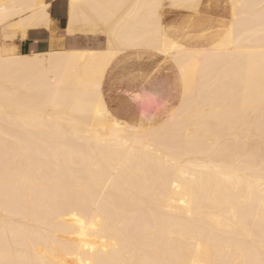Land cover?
Returning a JSON list of instances; mask_svg holds the SVG:
<instances>
[{
  "label": "bare ground",
  "instance_id": "1",
  "mask_svg": "<svg viewBox=\"0 0 264 264\" xmlns=\"http://www.w3.org/2000/svg\"><path fill=\"white\" fill-rule=\"evenodd\" d=\"M226 1L191 36L162 9L200 0H67L66 32L101 43L11 53L49 2L0 0V264H264V0ZM160 54L175 103L123 119L105 78Z\"/></svg>",
  "mask_w": 264,
  "mask_h": 264
},
{
  "label": "rangeland",
  "instance_id": "2",
  "mask_svg": "<svg viewBox=\"0 0 264 264\" xmlns=\"http://www.w3.org/2000/svg\"><path fill=\"white\" fill-rule=\"evenodd\" d=\"M225 1L200 0L196 13L165 4L162 18L165 25L176 33L194 36L192 34L204 31L225 17L228 9V2ZM102 41L101 36L92 39L85 37L84 46L98 45ZM131 60L133 62L135 58ZM147 67L151 77L146 80L131 83L121 69L110 72L104 80L106 101L111 109H118L125 120L140 116L160 121L166 116V109L177 99L179 90L171 61L160 54L149 58Z\"/></svg>",
  "mask_w": 264,
  "mask_h": 264
},
{
  "label": "crops",
  "instance_id": "3",
  "mask_svg": "<svg viewBox=\"0 0 264 264\" xmlns=\"http://www.w3.org/2000/svg\"><path fill=\"white\" fill-rule=\"evenodd\" d=\"M46 1L49 2V27L44 25L28 27L23 37H20V32H18L17 28L6 29L7 34L16 35L11 40L6 41L5 44L3 43V47L9 48L8 50L11 49V53H31L61 50L78 45V43L84 46V36L79 33L70 34L65 30L68 9L67 0Z\"/></svg>",
  "mask_w": 264,
  "mask_h": 264
},
{
  "label": "snow or ice",
  "instance_id": "4",
  "mask_svg": "<svg viewBox=\"0 0 264 264\" xmlns=\"http://www.w3.org/2000/svg\"><path fill=\"white\" fill-rule=\"evenodd\" d=\"M158 6L159 5H155L154 7H158ZM261 7L264 8V5H262ZM72 219L77 220V222L80 224L81 229H84L80 233L81 237H86L88 235V233L86 231L87 222L84 220H80L79 217H77V216H73ZM84 247H87V245L85 244Z\"/></svg>",
  "mask_w": 264,
  "mask_h": 264
}]
</instances>
